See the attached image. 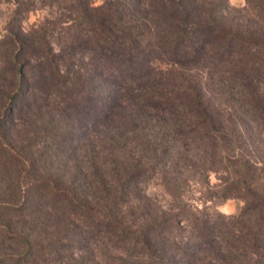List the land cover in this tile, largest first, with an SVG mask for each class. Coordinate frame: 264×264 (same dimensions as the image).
Masks as SVG:
<instances>
[{"label": "trees", "instance_id": "16d2710c", "mask_svg": "<svg viewBox=\"0 0 264 264\" xmlns=\"http://www.w3.org/2000/svg\"><path fill=\"white\" fill-rule=\"evenodd\" d=\"M246 1L76 0L62 50L90 61L11 55L0 158L19 196L0 203V264H264V0ZM211 170L226 178L208 200L239 213L184 200Z\"/></svg>", "mask_w": 264, "mask_h": 264}, {"label": "rangeland", "instance_id": "374dc122", "mask_svg": "<svg viewBox=\"0 0 264 264\" xmlns=\"http://www.w3.org/2000/svg\"><path fill=\"white\" fill-rule=\"evenodd\" d=\"M83 1L92 2L93 5L97 6L102 4L104 0ZM74 2L76 0H0V105L3 92L6 90L11 77L8 61H11L10 57L13 53L19 55L17 61H20V63L25 61H45L43 57L46 49L54 53H60L61 51V54H63L61 61H90L89 56L81 55L80 53L72 55L62 50L64 45L67 44L69 46L72 44V41L68 38L66 39V37L71 31L69 26L71 24V12ZM228 2L231 7L236 9L246 8L247 10L248 3L246 0H228ZM10 29H15L21 36L20 44L16 43V47L8 36ZM22 41L27 45L31 44L32 48L27 51H25L26 48L23 50ZM83 65L84 68L87 66L84 63ZM199 72L204 74V70ZM217 102L216 105L220 108L226 106L229 107L228 109L231 108L230 102L224 103L225 99L222 96H219ZM42 115L34 111L28 116L24 115L23 118H17L18 125L17 130L13 131V139L19 137L16 132L23 133L24 127L33 128L40 125ZM68 161L69 157L66 162ZM11 167V164L6 159L0 158V203L4 204L15 203L19 196L18 183L14 179ZM225 178L226 173L213 170L203 180V185L197 179L192 178L184 187V200L192 206L191 208L194 211L196 209L205 210V212L217 210L224 215L239 213L244 205L241 199L229 198L220 200L216 207L211 200H208L209 197H213V194L209 191H216ZM151 181L149 190L157 198L158 203L164 208L170 207L172 196L160 187L159 180ZM181 224H186V221H182ZM15 244L11 246L17 250L19 246Z\"/></svg>", "mask_w": 264, "mask_h": 264}]
</instances>
